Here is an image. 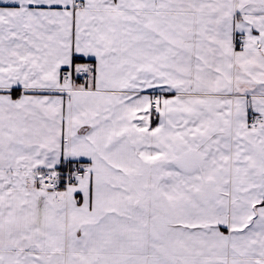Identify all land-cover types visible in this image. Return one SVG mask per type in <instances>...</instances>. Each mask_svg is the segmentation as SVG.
Here are the masks:
<instances>
[{"label": "crops", "instance_id": "0c3cea01", "mask_svg": "<svg viewBox=\"0 0 264 264\" xmlns=\"http://www.w3.org/2000/svg\"><path fill=\"white\" fill-rule=\"evenodd\" d=\"M0 264H264V0H0Z\"/></svg>", "mask_w": 264, "mask_h": 264}, {"label": "built area", "instance_id": "2783aa9c", "mask_svg": "<svg viewBox=\"0 0 264 264\" xmlns=\"http://www.w3.org/2000/svg\"><path fill=\"white\" fill-rule=\"evenodd\" d=\"M235 41L240 43L241 37L236 36ZM94 65L89 64L84 68L66 67L59 71L60 83L67 85L68 90L85 87L86 83L94 75ZM160 97L154 94L150 101L151 114H158ZM248 123L251 126H257V118L253 115L248 117ZM86 175L85 166L80 161L66 160L60 166L54 169H46L39 172L36 176V186L42 189L59 193L63 189L79 183Z\"/></svg>", "mask_w": 264, "mask_h": 264}, {"label": "rangeland", "instance_id": "374dc122", "mask_svg": "<svg viewBox=\"0 0 264 264\" xmlns=\"http://www.w3.org/2000/svg\"><path fill=\"white\" fill-rule=\"evenodd\" d=\"M68 86L66 85V89ZM82 88V87H80ZM47 190V189H45ZM50 191V190H47ZM52 192V191H50ZM54 193V192H52ZM56 194V193H55ZM113 195V194H107L106 197ZM115 196V195H114ZM147 195H143V205L144 208L142 209V219L143 221L148 224L149 219L151 218L150 216V201L146 199ZM103 208L102 204L98 203V206L96 205L95 208H92V223L96 226V231L97 233H108L114 235V239L112 242L113 247L116 248L118 245L119 237H118V230H119V221H120V215L122 214L121 211L119 210V203L118 199L116 202L113 201V199L109 200H103ZM138 204V202H136ZM139 205V204H138ZM148 206V208H147ZM149 214V215H148ZM152 230V229H151ZM164 230V226L160 227V231L162 232ZM116 245V246H115ZM117 249V248H116Z\"/></svg>", "mask_w": 264, "mask_h": 264}, {"label": "trees", "instance_id": "16d2710c", "mask_svg": "<svg viewBox=\"0 0 264 264\" xmlns=\"http://www.w3.org/2000/svg\"><path fill=\"white\" fill-rule=\"evenodd\" d=\"M76 60H81V61H82L83 59H78V58H76Z\"/></svg>", "mask_w": 264, "mask_h": 264}]
</instances>
